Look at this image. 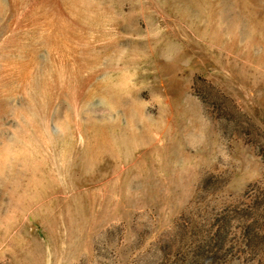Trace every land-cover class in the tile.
Wrapping results in <instances>:
<instances>
[{
    "label": "rangeland",
    "instance_id": "374dc122",
    "mask_svg": "<svg viewBox=\"0 0 264 264\" xmlns=\"http://www.w3.org/2000/svg\"><path fill=\"white\" fill-rule=\"evenodd\" d=\"M0 264H264V0H0Z\"/></svg>",
    "mask_w": 264,
    "mask_h": 264
},
{
    "label": "bare ground",
    "instance_id": "6f19581e",
    "mask_svg": "<svg viewBox=\"0 0 264 264\" xmlns=\"http://www.w3.org/2000/svg\"><path fill=\"white\" fill-rule=\"evenodd\" d=\"M4 151V150H3ZM3 153V152H2ZM4 154V153H3Z\"/></svg>",
    "mask_w": 264,
    "mask_h": 264
}]
</instances>
